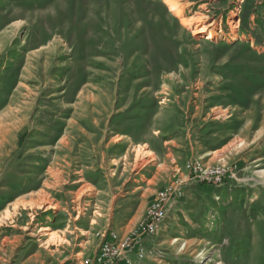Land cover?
Wrapping results in <instances>:
<instances>
[{"label": "rangeland", "instance_id": "rangeland-1", "mask_svg": "<svg viewBox=\"0 0 264 264\" xmlns=\"http://www.w3.org/2000/svg\"><path fill=\"white\" fill-rule=\"evenodd\" d=\"M177 1L190 27L164 0H0V37L9 33L0 45L2 200L17 179L35 178L46 180L37 206L62 193L60 205H72L76 193L65 186L77 170L102 164L126 196H117L118 217L134 216L142 192L127 181L153 156L137 139L121 143L112 162L99 140L117 138L107 125L126 106L148 113L149 134L179 111L183 126L207 118V146L226 147L210 163L200 159L231 174L223 186L204 185L186 169L185 151L178 167L165 161V180L183 179L184 196L131 264H264V10L244 24L246 0Z\"/></svg>", "mask_w": 264, "mask_h": 264}, {"label": "crops", "instance_id": "crops-1", "mask_svg": "<svg viewBox=\"0 0 264 264\" xmlns=\"http://www.w3.org/2000/svg\"><path fill=\"white\" fill-rule=\"evenodd\" d=\"M142 109H136L139 119L142 118ZM136 110H128L126 106L122 110L115 111L107 128L109 133L115 134L117 138L109 139L106 144H103L101 139L98 143L102 148L103 159L109 158L112 162L117 161L115 158L118 156L117 154L121 155L120 150L117 149L121 148L123 142L133 143L138 139L135 142L136 145L147 146V151L152 153L153 157H150L147 163L138 168L127 181L128 184L125 182V185L135 187L131 193L142 192L141 203L135 215L123 219L118 217L120 205L117 204V196L123 198L126 196L114 191L116 189L114 177H109L108 169L102 164L92 168L86 166V169L77 170L79 177L72 180L70 185L65 186L66 190L75 191L76 197L71 199L72 205H69L67 201L64 202L65 206L60 205L63 193L60 194V199L57 198L55 202L46 206H37L35 197L42 190L46 180H43V184L36 185L35 178L28 179V182L23 185H20L17 179L16 185L11 187L12 199L3 203L5 186L3 178H1L0 264H75L83 257L92 256L96 253L101 242L97 233L112 230L120 234H127L144 218L145 212L157 192L170 182L164 178V176H168L164 169L170 170L164 166L165 161L168 160L178 167L180 152L185 151L189 160L203 158L207 162L208 158V163H210L213 160V155L226 147L215 149V147L207 146V118H203L196 124L188 122L183 126V113L178 111L172 122L168 120L165 125L157 130H152L149 134L148 128H146L147 123H145L149 117L148 113L143 115V122L137 121ZM160 113L157 110L154 113V120L151 122L155 124ZM196 116V113L193 114L192 119L194 120ZM78 127L80 128V126ZM92 127L100 129V124L93 123ZM151 136L152 139L155 137L156 140H159L158 142L161 144L159 148L152 144ZM120 137L123 139L118 140ZM67 138L61 137V143L66 142ZM92 138L94 137L92 136ZM103 145L105 147H102ZM171 169L176 168L172 166ZM0 175L3 177L1 168ZM8 175L18 177L20 173L15 172V174ZM33 175L36 176V174ZM111 176H115V173ZM24 186L27 189L24 190ZM80 196L83 197L84 203L78 201ZM86 198L90 199L89 202H86ZM21 200L26 203H18ZM93 200L95 202L92 206ZM130 200L123 201L125 203ZM15 203H18L16 207H14ZM103 204L107 205L111 212L110 209L107 213L98 211V207ZM178 205L179 203L172 205L170 214L177 210ZM7 209H9L10 215L5 218L2 215ZM130 256L132 262L134 258H138L135 252Z\"/></svg>", "mask_w": 264, "mask_h": 264}, {"label": "built area", "instance_id": "built-area-1", "mask_svg": "<svg viewBox=\"0 0 264 264\" xmlns=\"http://www.w3.org/2000/svg\"><path fill=\"white\" fill-rule=\"evenodd\" d=\"M186 169L193 180L199 183L220 186L230 176V170L224 165H210L200 158L189 160ZM185 181L174 177L172 181L157 193L147 208L144 218L127 234L115 231H102L96 235L101 242L95 254L81 258L75 264H131V254L140 259L146 253L145 242L155 236L167 219L172 205L184 196Z\"/></svg>", "mask_w": 264, "mask_h": 264}, {"label": "bare ground", "instance_id": "bare-ground-1", "mask_svg": "<svg viewBox=\"0 0 264 264\" xmlns=\"http://www.w3.org/2000/svg\"><path fill=\"white\" fill-rule=\"evenodd\" d=\"M164 1L168 5L169 10L172 11L174 14H176L178 17H180L182 25H184L185 27H190L193 24V19L192 18L184 16L183 8H182V6L179 4V2L177 0H164ZM12 31H10V32H12ZM200 33H201V29L200 28H195L194 31H193V35H198ZM5 34H9V33L7 32ZM5 34H4L3 37L2 36L0 37V45L7 38V36ZM214 37H216L215 31L209 32L208 39H213ZM120 139H122V137ZM147 153H148V155H152V153H150L148 151H147ZM18 203H20V202H18ZM17 204H15V206ZM8 214H9V211L6 210V212L4 213V215H5L4 217H8L7 216Z\"/></svg>", "mask_w": 264, "mask_h": 264}, {"label": "trees", "instance_id": "trees-1", "mask_svg": "<svg viewBox=\"0 0 264 264\" xmlns=\"http://www.w3.org/2000/svg\"><path fill=\"white\" fill-rule=\"evenodd\" d=\"M256 1H261L262 3L257 4ZM245 3L246 4L244 7L243 18L245 19L244 24H247V20H249L251 17H254L256 14L261 13L264 10V0H246ZM167 12L169 11L167 10ZM204 185L207 184L204 183Z\"/></svg>", "mask_w": 264, "mask_h": 264}]
</instances>
